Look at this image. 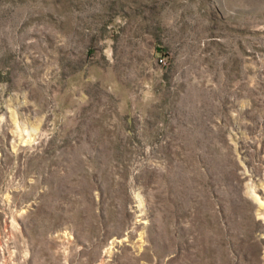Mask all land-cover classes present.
I'll use <instances>...</instances> for the list:
<instances>
[{"label":"rangeland","instance_id":"374dc122","mask_svg":"<svg viewBox=\"0 0 264 264\" xmlns=\"http://www.w3.org/2000/svg\"><path fill=\"white\" fill-rule=\"evenodd\" d=\"M0 264H264V0H0Z\"/></svg>","mask_w":264,"mask_h":264}]
</instances>
